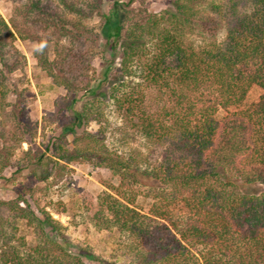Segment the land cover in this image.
<instances>
[{"label":"trees","instance_id":"trees-1","mask_svg":"<svg viewBox=\"0 0 264 264\" xmlns=\"http://www.w3.org/2000/svg\"><path fill=\"white\" fill-rule=\"evenodd\" d=\"M139 1L23 3L21 15L36 13L35 24L68 42L50 57L43 37L12 22L19 36L26 32L40 42L36 61L66 90L44 118L51 135L43 148L27 113L33 94L9 86L23 57L7 43L13 34L0 15V180L29 175L43 181L55 167L92 162L119 183L97 195L90 220L126 238L128 264H264V0H165L161 9L141 5L129 17ZM95 16L103 65L74 83L67 72L88 58L78 50L89 42L82 22ZM134 76L169 92L172 104L162 115L140 112ZM252 86L261 94L243 107ZM108 101L129 121L135 118L133 126L148 141L166 145L158 166L141 171L135 159L106 147L103 128H88L100 122ZM11 192L0 197L1 264L99 263L73 249L48 211L32 208L30 188L21 184ZM20 224L34 233L29 247L16 235Z\"/></svg>","mask_w":264,"mask_h":264},{"label":"rangeland","instance_id":"rangeland-1","mask_svg":"<svg viewBox=\"0 0 264 264\" xmlns=\"http://www.w3.org/2000/svg\"><path fill=\"white\" fill-rule=\"evenodd\" d=\"M24 2L25 0H0V15L13 34V38H7V43L16 48L23 57L22 66L10 73L9 86L10 89L14 87L21 91L28 90L33 94L34 97H30L27 102V113L36 129L35 142L43 148L51 135L50 128H47L44 123V118L51 115L54 102L64 96L66 90L54 84L52 77L46 74L36 61L35 53L42 46L40 42L31 40L26 32L19 36L12 22L19 28L32 29L43 37L44 41H47L46 45L50 57H54L56 45L67 46L68 42L64 41V38L55 37L52 31L43 30L42 26L35 24L33 20L38 17L36 13L21 15ZM105 4L109 6L108 2ZM141 5L149 10H158L165 5V0L139 1L132 6L134 11L128 16L136 17V10ZM16 11L17 14H15ZM82 23L86 27L89 42L78 50H81V53H88V58L87 61L77 64L74 72H67L71 78L68 80L74 83L81 81L82 77L79 75H83L84 72H87L89 77L94 76L103 65L99 58V42L95 39V33L101 24V19L95 16ZM188 38L197 44L194 36ZM107 55H109V51ZM145 60L146 56L141 55L140 63ZM118 61L119 59L116 58L115 62ZM82 67H85L84 70H81ZM134 68H136L135 64ZM131 82L138 85L136 89L140 100L137 101V106L141 113L159 116L162 115L164 107L172 104L166 89L148 85L138 76H134ZM260 94L261 90L257 86H252L246 95L243 107L255 103ZM6 101L11 102L12 97H8ZM102 107L103 115L100 122L92 121L88 128L92 130H97L99 127L103 128L104 144L109 150L124 158L132 157L141 171L153 169L162 162L165 144L159 145L148 141L133 126L136 119L134 118L133 122L126 119L122 112L115 110L111 101L105 102ZM53 126L52 124L51 127ZM21 147L26 149L27 144L22 143ZM6 175L10 177V172ZM118 183L119 177L109 169L95 166L92 162L78 161L67 164L65 167L53 168L51 175L43 181H38L29 175L18 176L12 183L0 180V197H13L11 190L23 184L25 189L30 188L32 191L31 200H29L33 202L31 203L32 208L37 207L48 211L51 217L62 225L61 233L64 234L73 249H84L97 258L99 262L86 261V264H128L129 260L126 255L129 251L126 238L120 237L114 232L98 229L90 220V216L95 210L97 195L104 190L109 191L108 187L116 186ZM136 185V189L141 192L146 191V187H142L140 184ZM1 213L3 216L7 215L5 210H2ZM16 235L24 237L27 247L35 242L34 233L24 224L19 225ZM12 242L18 245L16 239H13Z\"/></svg>","mask_w":264,"mask_h":264}]
</instances>
